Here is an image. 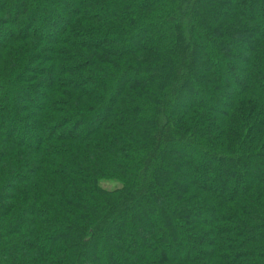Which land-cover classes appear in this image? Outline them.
I'll use <instances>...</instances> for the list:
<instances>
[{"label":"trees","instance_id":"16d2710c","mask_svg":"<svg viewBox=\"0 0 264 264\" xmlns=\"http://www.w3.org/2000/svg\"><path fill=\"white\" fill-rule=\"evenodd\" d=\"M0 264H264V0H0Z\"/></svg>","mask_w":264,"mask_h":264}]
</instances>
